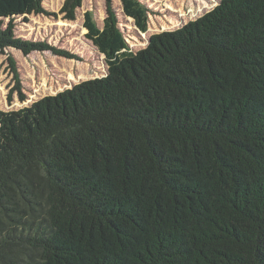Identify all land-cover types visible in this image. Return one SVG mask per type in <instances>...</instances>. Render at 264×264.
Wrapping results in <instances>:
<instances>
[{
    "label": "trees",
    "instance_id": "16d2710c",
    "mask_svg": "<svg viewBox=\"0 0 264 264\" xmlns=\"http://www.w3.org/2000/svg\"><path fill=\"white\" fill-rule=\"evenodd\" d=\"M121 3L146 34L150 8ZM106 7L102 28L84 15L105 77L0 112V264H264V0H221L136 53ZM30 15L44 0H0L1 53L79 60L18 38Z\"/></svg>",
    "mask_w": 264,
    "mask_h": 264
},
{
    "label": "rangeland",
    "instance_id": "374dc122",
    "mask_svg": "<svg viewBox=\"0 0 264 264\" xmlns=\"http://www.w3.org/2000/svg\"><path fill=\"white\" fill-rule=\"evenodd\" d=\"M65 1L44 0V7L50 15H30L15 19V34L26 41L45 42L67 50L78 56L79 60L56 56L51 52H34L25 56L12 48L0 52V112L19 111L45 97L56 96L82 82L107 75L104 56L87 39L88 31L84 26V15L91 12L96 25L103 27L107 15L106 0H83L73 21L61 13ZM140 1L151 10L149 30L143 35L133 29L135 26L132 20L124 15L121 0H113L121 30L135 53L145 49L152 36L183 28L211 12L221 0ZM10 57L16 62L18 80L10 68ZM20 93L25 97L24 101L20 100Z\"/></svg>",
    "mask_w": 264,
    "mask_h": 264
},
{
    "label": "water",
    "instance_id": "95a60500",
    "mask_svg": "<svg viewBox=\"0 0 264 264\" xmlns=\"http://www.w3.org/2000/svg\"><path fill=\"white\" fill-rule=\"evenodd\" d=\"M128 43V42H127ZM129 45V44H128ZM130 47V46H129ZM131 48V47H130Z\"/></svg>",
    "mask_w": 264,
    "mask_h": 264
}]
</instances>
